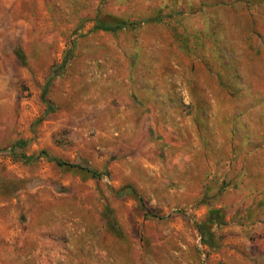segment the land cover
<instances>
[{
	"label": "rangeland",
	"instance_id": "rangeland-1",
	"mask_svg": "<svg viewBox=\"0 0 264 264\" xmlns=\"http://www.w3.org/2000/svg\"><path fill=\"white\" fill-rule=\"evenodd\" d=\"M0 264H264V0H0Z\"/></svg>",
	"mask_w": 264,
	"mask_h": 264
},
{
	"label": "trees",
	"instance_id": "trees-1",
	"mask_svg": "<svg viewBox=\"0 0 264 264\" xmlns=\"http://www.w3.org/2000/svg\"><path fill=\"white\" fill-rule=\"evenodd\" d=\"M17 54H18V56H19L20 58L23 57V53H22V52L18 51ZM56 162H57L58 164H65V165H69V166H78V165H76V164H74V163H69V162H67V161H59V160H57ZM79 167H80V166H79ZM81 168H83V167H81ZM91 174L94 175V176L97 175V173H96L95 171H91Z\"/></svg>",
	"mask_w": 264,
	"mask_h": 264
}]
</instances>
